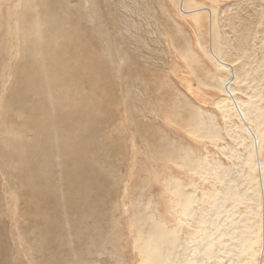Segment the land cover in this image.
I'll return each instance as SVG.
<instances>
[{
  "label": "rangeland",
  "instance_id": "obj_1",
  "mask_svg": "<svg viewBox=\"0 0 264 264\" xmlns=\"http://www.w3.org/2000/svg\"><path fill=\"white\" fill-rule=\"evenodd\" d=\"M18 1L0 0V264H139L154 220L172 227L169 188L194 192L206 212L204 192L241 183L250 135L234 125L247 121L224 119L218 87L229 79L236 108L235 97L251 105L255 94L264 112V0H34L70 36L56 38L55 53L76 78L58 77L50 102L39 90H13ZM80 105L86 116L69 115ZM71 148L89 167L84 158L76 167Z\"/></svg>",
  "mask_w": 264,
  "mask_h": 264
},
{
  "label": "bare ground",
  "instance_id": "obj_2",
  "mask_svg": "<svg viewBox=\"0 0 264 264\" xmlns=\"http://www.w3.org/2000/svg\"><path fill=\"white\" fill-rule=\"evenodd\" d=\"M15 6L12 18L14 20V28L21 40V48L19 49V64L14 68L15 81L13 90L16 97H25L26 91L31 90L32 92L33 90H39L44 100L50 102L52 96L56 93L54 84L58 86V77L61 78L63 75L68 82L74 77L71 73H69L68 77L65 75L69 71L71 72V70L68 69L67 64L59 62L58 56L55 53L56 38L61 37L66 40L70 36L68 32L61 28L60 17L55 14V10L51 9L50 6H48L50 7V11H47L48 14L46 13V15L36 11L38 5L34 0H20ZM192 19L198 22L199 17L197 13L194 12L192 14ZM4 21L0 13L1 31ZM213 55L216 56V54ZM219 61L216 60L219 64L218 68L225 67L223 66L224 62ZM89 68L88 70H91ZM224 70H226V67ZM89 74L90 76L94 75L91 72ZM228 80L227 78L223 79L218 87L225 97L219 100L216 106L222 111L224 119L230 121L233 116L234 118L237 116L243 121L242 117H244V120L247 121V125L249 126L247 127L246 124H242L243 122L234 125L238 133L245 131V133H248V136L250 135L248 141L245 140L246 137L240 139V142L241 140H245L247 143H245L247 152L245 153V157L242 158V170H240L241 183L239 184L236 180L231 179L232 184H225L221 193L215 191L211 193L204 192L203 196H206L208 198L207 201H209V208L207 207L206 212L198 204L199 198L196 197L194 192H187L178 185L169 188L171 195L169 196L170 221L172 227L166 228L160 221L156 222L154 220V230H150L144 236L145 240L141 246L142 251H139L141 252L139 264H208L210 262L209 260L214 261L216 264H264V162L261 160L256 161L255 159L264 144V112L254 102L253 97L255 94L247 95L249 101H252L251 105L253 108H251V105L247 101L235 97L241 110L236 108L238 105L234 106L228 96L230 93L234 94L233 88H227ZM261 99L262 96H260L259 101ZM84 108L86 109V107ZM84 108L82 105L72 106L68 110L69 115L75 116V114H78V116H81ZM35 109L39 110L38 108ZM88 112L89 110L86 109L84 115L86 116ZM194 117H197V113H195ZM202 123L207 124L205 122ZM54 127H56L55 124ZM208 134L207 136L210 137L215 136L213 130H210ZM233 134L235 135V133ZM238 136L240 137L241 135L239 134ZM56 143L59 142L56 141ZM24 145L21 141L15 146V150L23 158H25ZM68 149L70 151V148ZM72 150L74 148H71L73 155L74 152ZM75 153L79 154L80 152L75 151ZM83 154H79V158L81 159L75 156L76 154L74 155L73 159L75 160L77 158L76 162L71 159L72 157L70 159L75 163L79 160L78 163H80L82 162V158H84V162L87 158L85 159L86 156ZM33 156L34 158L36 157L35 155ZM170 160H166V162ZM187 161H190V159L188 158ZM85 163L88 164V160ZM82 164H77L78 166L75 164V166L79 167L81 165L79 167L81 168ZM89 164L87 167H89ZM258 164L260 173L258 172V175H255ZM243 167L245 168L244 170ZM210 168L211 170L213 169V174L211 173V175L215 177V181L222 182L225 176L220 171L221 169L224 171L223 168L220 166ZM25 181L31 188L35 183L33 173L27 172L25 174ZM32 190L35 191L34 188ZM226 201L230 203L225 206ZM59 202L60 205L65 204V198L62 202L60 200ZM238 204H244L242 211L237 209ZM220 216H223V220H225V222L222 221L224 226H222V222L216 224V219ZM180 230L186 232L185 237L182 236V233L180 235ZM139 236L142 237V234ZM137 248L140 249V246H137Z\"/></svg>",
  "mask_w": 264,
  "mask_h": 264
}]
</instances>
